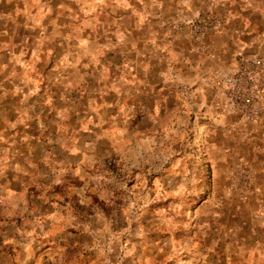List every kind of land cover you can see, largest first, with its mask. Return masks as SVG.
Masks as SVG:
<instances>
[{"label":"rangeland","instance_id":"rangeland-1","mask_svg":"<svg viewBox=\"0 0 264 264\" xmlns=\"http://www.w3.org/2000/svg\"><path fill=\"white\" fill-rule=\"evenodd\" d=\"M151 1L0 0V264H264V69L254 117L219 92L264 53L211 70V7ZM202 62L245 134L201 132Z\"/></svg>","mask_w":264,"mask_h":264},{"label":"crops","instance_id":"crops-1","mask_svg":"<svg viewBox=\"0 0 264 264\" xmlns=\"http://www.w3.org/2000/svg\"><path fill=\"white\" fill-rule=\"evenodd\" d=\"M151 2L154 4L156 16L162 15V9L167 5L160 0ZM202 3L211 7L219 21L217 30L205 42L208 49L206 52L213 62L211 70L222 69L225 63L232 65L240 57L259 56L258 54L264 53V0H175L172 8L176 9L178 15L186 17L197 12ZM197 69L201 77H205L204 81L188 82L187 86L191 102L198 104L199 110L207 118L201 132L209 129L226 133L238 129L245 134L252 129L236 115L223 112L221 99L213 96V80L207 79V72L210 70L205 63L202 62ZM203 84L207 86L204 88H210L211 91L200 92Z\"/></svg>","mask_w":264,"mask_h":264},{"label":"built area","instance_id":"built-area-1","mask_svg":"<svg viewBox=\"0 0 264 264\" xmlns=\"http://www.w3.org/2000/svg\"><path fill=\"white\" fill-rule=\"evenodd\" d=\"M217 21L210 14L205 13L194 17L189 27L196 38L216 28ZM264 69V61L258 58L245 59L231 73L220 74L221 94L223 83L229 104L242 116L254 117L258 107V83Z\"/></svg>","mask_w":264,"mask_h":264}]
</instances>
